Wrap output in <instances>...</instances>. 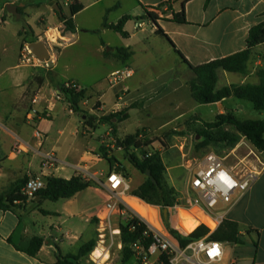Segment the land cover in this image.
<instances>
[{
  "label": "crops",
  "instance_id": "obj_1",
  "mask_svg": "<svg viewBox=\"0 0 264 264\" xmlns=\"http://www.w3.org/2000/svg\"><path fill=\"white\" fill-rule=\"evenodd\" d=\"M63 1L73 4L75 0H46V4L43 0H0V28L7 29L8 26H12L11 21L14 20L17 22L13 26L14 32L21 38L17 61L14 65L4 64V54L7 49L0 39V67H2L0 69V193L8 192L15 182L30 177H39L46 181L50 177L69 180L76 175H83L84 178L89 175L96 182L94 186L76 194L71 199L55 202L62 203L60 208L43 210L47 212L46 214L39 209L43 202L40 205L37 204L40 200L37 198H34V203L37 204L38 209L29 211V203L33 200H28L26 203L17 202L12 210L0 209V264H58V252L64 256H76L83 244L96 240V214L105 203V197L98 183L105 182L103 174L113 170L109 163H107L108 166L105 165L106 159L102 157L101 149L104 147L107 152H110L116 144L121 150L118 139L148 128L144 127L132 134H118L119 127L129 121L133 111L139 107L146 112L151 106L154 109L158 99L160 101L166 99L167 107L176 113V117L171 122L184 125L180 130H183L186 140L193 136V133L195 138L199 137L196 131L205 123L214 122L222 114L231 113L241 122L248 120L241 119L240 116L248 109L246 103L249 102L235 98L193 107L192 103L196 102L192 97L190 84L196 77L194 72L182 62L170 42L156 33L157 26L150 19L141 18L146 16V11L158 15V25L177 50L191 65L199 66L246 49L250 29L264 21V0H211L210 2L191 0L185 5L187 24L172 21L173 14L181 11L184 0H78L83 5L82 11L87 8L95 9L104 20L112 13L113 21L107 19L109 24H117L124 16L132 18L125 25V31L129 34L128 38L102 25L103 34L108 31L115 33L110 36L109 41L103 42L97 49L99 56L109 65L108 76L124 69L133 72L124 90L110 85L114 90L113 102L108 101L107 92L98 88V84L88 89L74 77L57 71V67L52 71H46L42 68L21 67L18 64L24 41L34 39L48 28L61 23L59 13L53 10L50 3L58 4L62 10L61 2ZM8 4L24 8L20 18L9 14ZM43 8L47 11L42 10ZM33 14L36 22L45 17L46 29L44 25H38V29L33 28L30 21ZM62 15L65 14L62 12ZM144 20L148 21L147 25ZM22 21L26 29L25 26H19L18 23ZM139 23H142L143 27L138 28ZM77 30L76 25V35ZM107 47L125 48L132 52V57L124 62L115 55L105 56ZM156 53L158 56L159 54L170 56L174 53L180 60V64L176 66L181 70L176 72L170 70L169 73L165 70L159 71L157 67L160 61L158 57L155 58ZM263 53L264 46L254 49L247 74L220 71L217 89L229 85L258 84L257 71L264 68V60L261 59ZM148 68L155 71V74L148 75ZM70 81L77 82L86 91L85 98L80 104L83 113L77 114L72 111L65 98L59 101L56 98V95L61 92V86ZM34 99L36 103H33ZM145 100H148V107L144 104L136 108L132 107L133 104ZM203 107L216 108L214 120L205 121L203 114L196 111ZM119 113L124 114V119L116 123V135L113 134V128L109 124H99L101 117ZM262 113L264 111H261L260 116H263ZM63 116L67 117L66 127L58 129L54 126L55 120ZM187 116L189 117L186 119ZM47 123L53 126H48ZM100 126L105 127L106 130L95 136ZM141 135L146 137L144 133ZM183 144L181 143V147L174 145L171 149L178 147L183 153ZM217 147L221 149V156L225 158V164L229 169L236 170L238 162L248 157V164L261 170L248 192L235 197L234 205L227 212L226 220L239 224L240 233L246 241L243 259L240 260L241 263L238 261L237 263L250 264L246 262L251 259L253 264H264V155L258 156L259 161L256 157L250 160L252 155H257L245 138H242L234 149L208 146L210 151L207 153L215 151ZM165 150L166 147H163L162 151ZM160 155L163 159L165 154ZM49 157L55 158V163L50 161ZM77 167H81L85 171L84 174H79ZM165 167L168 175V168L166 165ZM169 176L171 177L170 185L184 197L188 191L185 179L183 178L178 186L174 184L175 175L169 174ZM92 193L99 195L102 202L91 203ZM132 197H127V202L133 200ZM37 213L43 217L55 216L61 222L57 226H50L47 231L44 228L39 230L33 218ZM173 220H175L173 216L168 215L165 221L171 223ZM19 224L24 226L23 241H28L35 236L44 239V244L37 255L30 256L10 242ZM199 226L200 224L193 220L185 222L180 217H177L174 223L175 228L181 230L185 228L191 232ZM253 237L258 238V247H254ZM247 240L253 245L250 251L247 248ZM225 252L224 264H230L233 258L228 255L226 248ZM107 255L105 253L98 262L93 258L94 256L90 258L96 261L95 264H110L111 258ZM136 262H138L137 258ZM86 263L91 264L89 259Z\"/></svg>",
  "mask_w": 264,
  "mask_h": 264
},
{
  "label": "trees",
  "instance_id": "obj_2",
  "mask_svg": "<svg viewBox=\"0 0 264 264\" xmlns=\"http://www.w3.org/2000/svg\"><path fill=\"white\" fill-rule=\"evenodd\" d=\"M189 1L191 0H184L181 11L173 14V22L178 24L188 23L185 5ZM210 1L211 0H207V2ZM82 10L83 5L78 0H75L70 6L71 18L65 15L60 16L61 22H65L68 29L74 33L76 32L74 16ZM23 11L24 8H19L21 14ZM131 19L130 16H124L117 24H109L105 18L103 27L119 33L124 38H128L129 34L125 31V25ZM141 19H150L157 26L156 33L170 42L182 62L194 72L196 77L191 82L190 87L192 97L196 103L208 105L220 102L224 99L235 98L251 103L253 108L257 111H264V68L257 71V76L259 78L258 84L229 85L222 89H217L220 71L247 74L248 65L253 56L254 49L258 46H264V21L250 29L245 50L203 65L193 66L183 54L177 50L173 42L158 25V15L146 11V16ZM141 19L137 18V20ZM29 41L34 42V39H30ZM109 55H115L126 62L132 57V52L125 48L107 47L105 49V56ZM261 59L264 60V53L261 55ZM61 91L63 92L66 101L69 103L71 110L77 114L83 113L80 104L85 98L86 91L83 90L80 93H76L73 90L66 89L64 85L61 86ZM139 106H141V102L133 104L132 107L136 108ZM123 115V113H119L103 116L99 119V124H109L113 128V134L116 135V123H119L124 119ZM118 117H120V120H118ZM90 124L94 125L92 123ZM143 133L144 131L137 132L134 135H128L117 141L120 144L121 149L124 150L128 162L140 173L147 176L146 180L130 194L142 199L148 204L160 206L164 209H171L177 203L179 193L169 184L166 178L167 170L160 153H151L149 150H145L143 157L131 153L132 148L136 150H144L145 147H149L150 144H146L144 143L145 140L139 139V136ZM196 133L202 138L201 147L222 146L224 149H234L241 139L245 138L254 150L259 152V154L264 155V120H247L241 122L231 113H226L219 115L212 123H205L201 129L196 131ZM101 151L104 159L112 165L113 159L110 158L107 149L102 147ZM148 173L150 174L149 176ZM27 181L28 179L26 178L15 182L8 192L0 193V209L12 210L16 207L17 202L26 203L29 200L27 196L22 194V188ZM45 182V188L40 190L35 197V199L38 197L40 198L39 202H37L39 205L45 200L57 202L64 199H71L76 194L95 185V182L87 180L82 175L73 176L69 180L50 177ZM35 199L33 202H35ZM121 208L123 210L127 209L124 205H122ZM42 212L44 214L47 213L43 210ZM126 212V220H123L120 223L122 264H127L133 258H136L130 249V246L141 240L147 231L146 225L135 214H130V211ZM167 229L169 234L174 240H176L180 247H186L189 243L204 238L210 233L209 228L200 225L190 234L184 235L178 230L173 229L170 221L167 222ZM23 232L24 226L19 224L18 228L10 238V242L17 249L26 252L30 256L37 255L44 244V239L40 236H35L28 241H23ZM209 240L224 244H244V236L240 233L239 224L228 220H225L222 225L209 236ZM151 241V238L143 240L146 249L149 247ZM254 245L255 247H258V243H254ZM96 247L97 241L94 239L83 244L76 256H64L58 252V264H86L87 257L96 249ZM163 260L165 261V264H168L166 258H163Z\"/></svg>",
  "mask_w": 264,
  "mask_h": 264
},
{
  "label": "built area",
  "instance_id": "obj_3",
  "mask_svg": "<svg viewBox=\"0 0 264 264\" xmlns=\"http://www.w3.org/2000/svg\"><path fill=\"white\" fill-rule=\"evenodd\" d=\"M67 3L66 6H69ZM137 27L141 28L143 24L139 23ZM75 35L68 29L65 22H61L55 27L48 28L43 34L35 36L34 42H42L47 48L46 60L40 59L31 50L30 44L33 42L24 41L20 49L19 66L42 68L46 71L54 70L60 52L75 42ZM132 76L133 72L129 69L118 70L109 76L108 81L111 86L124 90ZM64 86L76 93L83 91V88L74 81L67 82ZM56 98L59 101L65 96L61 91ZM33 103H36V99ZM139 139L144 140V136H139ZM255 157L258 161L260 160L258 155ZM247 158L238 162L236 170H231L226 166L224 157L209 152L195 167L187 182V194L168 210L176 213L180 218H182V212L187 213L193 221L209 228L210 233L204 238L189 243L186 247H180L168 230L162 226L159 211L164 208L148 204L131 195L130 184L122 172L113 169L104 173L105 182L98 183L105 197V203L96 214L98 237L96 248H102L104 253H109L108 250L114 246L119 250L122 249L121 228L117 221L118 219L126 220V212L121 206L128 203L127 197L133 196V200L147 212V215L143 216L129 204L136 212L134 214L147 227L144 237L130 246L140 264H165L163 258L168 260V264H224L226 256L224 244L209 240V236L226 220L227 212L234 205L235 197L248 192L261 172L258 167L250 166ZM49 160L54 163L56 161L53 157H49ZM77 168L79 174H84L85 171L81 167ZM86 179L96 182L89 175ZM45 186V180L30 177L22 189V194L29 200H34L37 193ZM174 229L181 230L175 227ZM147 238H151L152 241L146 249L143 240ZM230 264L238 263L233 260Z\"/></svg>",
  "mask_w": 264,
  "mask_h": 264
},
{
  "label": "rangeland",
  "instance_id": "obj_4",
  "mask_svg": "<svg viewBox=\"0 0 264 264\" xmlns=\"http://www.w3.org/2000/svg\"><path fill=\"white\" fill-rule=\"evenodd\" d=\"M43 3L46 4V0H43ZM66 3H67L66 1L61 2L62 12L67 17L71 18L70 4L69 6H65ZM42 10L47 11L46 8H43ZM107 19L113 21V14L110 13ZM30 21L32 22L33 28L38 29L37 28L38 25H44V28L46 29L47 24L45 17L40 18L38 22H36L35 16L33 14L32 19H30ZM144 21L146 22L147 25L148 21L147 20ZM74 22L78 27L76 41L72 46L68 47L67 49H63L60 52L56 70L67 74L69 77H74V79L79 80L80 83L88 89H91L93 85L98 84L97 86L98 88L100 87L101 89H104L107 92L108 101L113 102L114 90L111 89V86L108 82L109 65L106 64L103 61V59L99 56V54L97 53V49L102 45L103 42L109 41L111 39L110 36L115 35V33L108 31L106 34H103L102 25L104 19L101 17V15H99L98 11H96L95 9L87 8L84 11L79 12V14H77L74 17ZM11 24L12 26H8L7 29H5L4 27L0 28V39L2 43L5 44L7 49L4 54V64L14 65L17 61V51L19 48L21 38L18 35H16L14 32L13 26L14 24H17V22L13 20L11 21ZM18 24L20 27L21 26L26 27L24 21ZM50 25H52V23ZM155 58H157L158 61H160V65L157 67L159 71L165 70V72L169 73L170 70H173V72L181 70L178 69V66H176V64L177 65L180 64V60L174 55V53H171L170 56L166 54H159L158 56V53H156ZM162 58L163 60L161 61ZM1 68L2 67H0V69ZM9 73H11V71ZM147 73L148 75H151L152 73L155 74V71L148 68ZM147 101L148 100L142 101L141 106L144 104L148 107L149 105H147ZM167 102L168 101L166 99L162 101L158 99L157 105L154 106V109L151 106V108L146 110V112L142 110V107H139V109L134 110L133 113L131 114L130 120L122 124L121 127H119L118 134L119 135L132 134L139 129L148 127L144 129V134L146 136L144 138L145 140L144 143L150 144V148L145 147L144 150L143 149L136 150L132 148L131 153H134L139 157H143L145 150H149V152L151 153L165 154L163 157V161L168 168V172L170 175L172 174L175 175L176 180L174 184L180 186V181L183 178L185 179L186 182L189 181V178L191 177L192 172H194L195 167L198 165V163H200V161H202L203 156L207 154L208 151H210V148L201 147L202 138L200 136L195 138V133H193V136L189 137L186 140L183 130H180L182 128L181 126L184 125H176L178 122H171V120L174 117H176V113H174L172 109L167 107ZM192 104L193 107L201 105L198 103H192ZM246 104L248 106V109L242 116H240L241 119H246V120L264 119V113H262L263 116H260L261 111L255 110L252 107V105H250V103H246ZM196 111L203 114V119L205 121L214 120L216 115L215 107H203ZM148 114H151L152 116L151 117L146 116ZM188 117L189 116H187L186 119ZM66 118H67L66 116H63L59 119H56L54 126L58 129H63L64 127H66ZM73 124L74 123H72V125ZM47 125L53 126V124L50 125V123H47ZM105 130H106L105 127L100 126L95 136L104 133ZM161 143H163L164 146L161 145ZM181 143H184L182 150L185 156L181 152L180 148L175 147L171 149V147L174 145H179V147H181ZM163 147H166L165 151H162ZM214 150L215 151L212 152L221 156L222 151L219 147L215 148ZM241 152H243V150H241ZM107 153L109 154L110 158L113 159V163L111 165L112 168L122 172L126 176L127 181L130 182V188H131L130 193L133 192L140 184H142L146 180L147 176L140 173L128 162L124 150L122 149L120 150L116 144L114 148ZM255 154L258 155L259 157L262 156L256 150H255ZM252 159H255L254 155H252L250 160ZM70 160L72 159L70 158ZM105 161H106L105 165L108 166L107 163L109 162L107 160ZM169 174L168 175L166 174V178L168 182L171 181V177L169 176ZM178 193H179L178 200L183 199L181 193L180 192ZM102 198L104 200V197ZM101 202L102 199L99 198V195H95L94 193H92L91 203L96 204ZM128 202L138 213H140L143 216L147 215L146 209L143 208L141 205L137 204L133 200H128ZM61 204L62 203L57 204L52 201H43V204L42 206H40L39 209L42 210L56 209V208H60ZM129 204L125 203V206L127 208L125 212L130 211L129 212L130 214H134L135 211L132 209L131 206H129ZM28 209L29 211H31L32 209H38L37 204L34 203L33 201L30 202ZM163 210L164 209H161L159 211V217L162 226L165 229H167V222L164 219ZM152 215H154V212H152ZM170 216L171 217L173 216V219L175 220L177 218L176 213H173L172 211L170 212ZM33 218L35 219L36 224L39 226V230L44 228L45 231H47L50 226L53 225L57 226L61 222V220L57 219L55 216L43 217L38 213ZM182 218L184 219L185 222L188 220H192V218L187 213H182ZM175 220H173V222L170 223L173 229H174ZM122 221H123L122 219H118L117 224H120ZM179 221L181 223L183 222L182 220ZM82 223L84 225V220L82 221ZM179 232H181L184 235L191 233V231H187L186 229H182ZM97 240L98 237L96 236V241ZM252 240H253L252 242L258 243L257 237H253ZM245 242L246 241H244L243 245L224 244L228 255H230V257L233 258V260H236L239 263H241L240 260L243 259L244 256V252H245L244 246H246ZM252 247H253L252 243L247 240L248 250L250 251ZM108 251L109 253L107 254L111 258L110 264H122L121 250H118L117 247L114 246ZM92 253L87 257V259L90 260L91 264H95L97 260L93 257ZM91 256L96 261L91 259L90 258ZM139 263H140L139 261L136 262V258L135 259L133 258L130 262V264H139ZM246 263L253 264L251 259Z\"/></svg>",
  "mask_w": 264,
  "mask_h": 264
},
{
  "label": "water",
  "instance_id": "obj_5",
  "mask_svg": "<svg viewBox=\"0 0 264 264\" xmlns=\"http://www.w3.org/2000/svg\"><path fill=\"white\" fill-rule=\"evenodd\" d=\"M50 6L53 8V10L58 12L60 16H62V10L58 4H54L51 2ZM7 11L9 12V14L16 16L17 18L21 17V14L19 12V7L17 5L8 4L7 5ZM30 48L40 59L46 60L48 58L47 48L45 47L44 43L33 42L30 44ZM149 175L150 174L148 173V176ZM37 199L39 200L40 198L38 197ZM168 215H169V210L164 209L163 210V216H164L165 220L168 219Z\"/></svg>",
  "mask_w": 264,
  "mask_h": 264
},
{
  "label": "bare ground",
  "instance_id": "obj_6",
  "mask_svg": "<svg viewBox=\"0 0 264 264\" xmlns=\"http://www.w3.org/2000/svg\"><path fill=\"white\" fill-rule=\"evenodd\" d=\"M105 255V253L103 252L102 249H100V247H98L97 249H95L94 251V258L97 260V261H100L101 258Z\"/></svg>",
  "mask_w": 264,
  "mask_h": 264
}]
</instances>
